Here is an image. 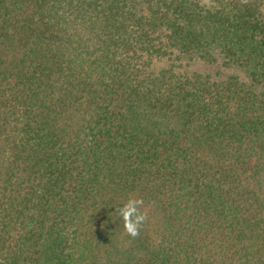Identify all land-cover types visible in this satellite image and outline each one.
I'll use <instances>...</instances> for the list:
<instances>
[{
  "label": "trees",
  "instance_id": "1",
  "mask_svg": "<svg viewBox=\"0 0 264 264\" xmlns=\"http://www.w3.org/2000/svg\"><path fill=\"white\" fill-rule=\"evenodd\" d=\"M0 264H264V0H0Z\"/></svg>",
  "mask_w": 264,
  "mask_h": 264
},
{
  "label": "clouds",
  "instance_id": "2",
  "mask_svg": "<svg viewBox=\"0 0 264 264\" xmlns=\"http://www.w3.org/2000/svg\"><path fill=\"white\" fill-rule=\"evenodd\" d=\"M142 204L143 201L141 199L130 197L119 209V215L123 221V228L132 237L138 235L140 225L145 219V215L140 211L139 207Z\"/></svg>",
  "mask_w": 264,
  "mask_h": 264
}]
</instances>
